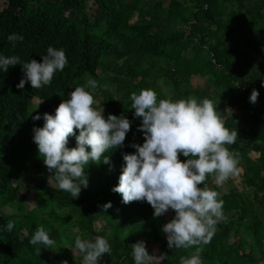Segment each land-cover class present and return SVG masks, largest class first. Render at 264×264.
I'll return each mask as SVG.
<instances>
[{
  "label": "trees",
  "instance_id": "16d2710c",
  "mask_svg": "<svg viewBox=\"0 0 264 264\" xmlns=\"http://www.w3.org/2000/svg\"><path fill=\"white\" fill-rule=\"evenodd\" d=\"M14 33L23 40L10 42ZM49 46L63 49L68 60L49 85L35 89L29 81L18 89L22 65L0 69V264H84L76 236L108 239L111 253L98 264H135L131 245L139 241L149 253L158 244L161 258L152 264H180V257L195 251L168 247L162 231L167 213L154 217L147 201L124 204L112 191L123 154L135 153L131 145L145 140L130 95L146 88L157 101L210 99L225 127L242 133L226 145L239 153L236 182L217 186L213 175L205 181L224 203L201 259L264 264V0H0V55L42 62ZM193 76L203 78L202 85H194ZM89 79L98 82L93 107L104 109L105 118L126 116L131 129L123 147L103 154L110 163L102 156L85 165L88 186L75 199L59 188L40 157L34 128L43 127V114L55 115ZM253 89L259 91L254 104ZM76 136L69 148L77 146ZM108 202L112 207L105 212ZM9 221L15 222L11 231ZM40 226L54 247L30 244Z\"/></svg>",
  "mask_w": 264,
  "mask_h": 264
},
{
  "label": "clouds",
  "instance_id": "9594fccd",
  "mask_svg": "<svg viewBox=\"0 0 264 264\" xmlns=\"http://www.w3.org/2000/svg\"><path fill=\"white\" fill-rule=\"evenodd\" d=\"M8 40L22 41L23 36L14 33ZM67 63L65 51L51 46L42 62L36 59L21 62L19 56L0 55V69L4 72L10 66L22 65L25 76L17 85L18 89H23L29 81L35 89L49 85L54 74L63 71ZM97 86L96 80L89 79L86 85L75 87L70 98L59 104L55 115L44 113V126L34 128V142L40 157L54 174L59 188L75 199L82 187L88 186L85 165L90 161L99 162L109 149L123 147L131 129V121L126 116L110 114L105 118L104 109L93 107ZM258 97L259 91L253 89L250 102L256 103ZM130 99L135 117L142 118L138 130L143 132L145 140L142 145H131L136 149L135 153L123 154L125 165L119 183L112 191L122 195L124 204L147 201L154 209V217L173 210L174 218L162 228L168 247H194L195 251L189 256L180 257V264H202L203 245L211 241L216 224L223 219L224 203L217 199L219 193L210 189L205 181L213 175L216 185L223 186L230 177L240 175L239 153L226 147L235 143L238 133L225 127L213 101L207 98L201 102L194 96L157 101V93L146 88L139 94L132 92ZM33 119L40 120L41 116L36 115ZM71 136H76L74 148L68 147ZM181 154L187 159L181 160ZM103 163H110L109 158L103 156ZM102 207L106 212L112 203ZM14 225V221H9L7 231ZM30 244L51 248L55 241L40 226ZM145 244V241H139L131 245L135 264H152L155 260V255L149 254ZM75 249L84 254V264H98L105 254L111 253L108 239L99 235L94 240L76 236ZM37 251L41 249L37 247Z\"/></svg>",
  "mask_w": 264,
  "mask_h": 264
},
{
  "label": "rangeland",
  "instance_id": "374dc122",
  "mask_svg": "<svg viewBox=\"0 0 264 264\" xmlns=\"http://www.w3.org/2000/svg\"><path fill=\"white\" fill-rule=\"evenodd\" d=\"M193 79H192V82H193V84L194 85H202V83H203V78H201V77H198V76H193L192 77ZM117 96V99L119 100L120 99V96H119V94H117L116 95ZM35 101L36 102H38V99H35ZM234 111H239L238 110V107H235L234 108ZM243 126H244V124H243ZM242 133H240V131L238 132V135H241ZM252 155L254 156V157H257V155L258 154H256V153H252ZM238 179V176H233V177H230L226 182H225V184L226 185H228V183H231L232 182V180H234L235 182H236V180ZM233 183V182H232ZM174 216H175V212L173 211V210H169L168 212H167V214H166V221L167 222H170V220L171 219H173L174 218ZM166 222V223H167ZM165 223V224H166ZM152 248H151V252L149 253L150 255H155V260L156 261H158V260H160V255H159V252L157 251V248H158V244H154V245H152L151 246Z\"/></svg>",
  "mask_w": 264,
  "mask_h": 264
}]
</instances>
